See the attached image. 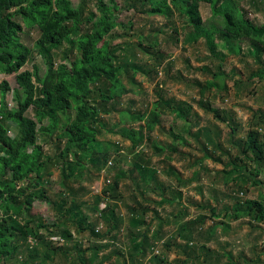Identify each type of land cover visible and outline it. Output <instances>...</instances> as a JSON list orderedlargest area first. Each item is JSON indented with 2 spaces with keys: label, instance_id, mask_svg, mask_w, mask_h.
I'll return each mask as SVG.
<instances>
[{
  "label": "rangeland",
  "instance_id": "1",
  "mask_svg": "<svg viewBox=\"0 0 264 264\" xmlns=\"http://www.w3.org/2000/svg\"><path fill=\"white\" fill-rule=\"evenodd\" d=\"M234 1L262 28L264 0ZM69 2L84 10L83 19L95 13L94 0ZM151 8L148 0H117L123 27L110 37L120 85L102 80L93 86L114 100L100 101L99 93L93 98L103 112L98 117L102 128L89 146L92 153L70 161L66 180L55 168L43 175L48 197L66 202L63 214L76 206L80 212L61 227L72 233L64 246L67 253L50 252L63 244L52 238L50 232L57 229L52 227L37 233L42 239L16 240L14 253L2 264H83L79 255L87 264H264V223L247 213L239 220L231 216L239 202L264 203V154L258 159L246 144L251 133H258L264 147V81L252 77L261 68L259 59L264 60L263 46L257 47L253 38L233 46L217 39L210 50L205 39L194 41L187 16L174 9L169 15H151ZM200 12L208 27L222 24L209 3L201 1ZM38 36L26 29L23 44L32 51ZM33 56L26 70L37 65L43 74L41 59ZM54 61H63V53L55 52ZM3 82L9 84L7 104L14 109L16 75L0 74V86ZM209 83L217 86L203 96ZM202 100L220 110L227 124L207 113ZM153 111L160 116L149 133L145 123L152 121L148 115ZM28 117L33 118L32 110ZM131 130L144 135L136 146L123 136ZM38 144L46 161L64 148L65 140H58L57 133L39 135ZM257 172L260 184L254 185L250 175ZM57 211L46 202L32 207L48 224L64 221ZM202 217L206 220L199 222ZM93 228L98 237L91 234ZM141 234L147 235L146 243ZM96 247L100 250L94 257Z\"/></svg>",
  "mask_w": 264,
  "mask_h": 264
},
{
  "label": "trees",
  "instance_id": "2",
  "mask_svg": "<svg viewBox=\"0 0 264 264\" xmlns=\"http://www.w3.org/2000/svg\"><path fill=\"white\" fill-rule=\"evenodd\" d=\"M148 1L152 6L149 11L151 15H169L174 9L187 16L194 28V41L205 39L210 50L214 51L217 47V39L233 46L242 39L250 38L255 39L256 46H263L264 50V38H260L264 36V25L258 28L246 18L234 0ZM201 1L209 3L214 16L222 18L221 25H205L200 12ZM94 7L95 13L83 19L84 10L81 7L72 8L69 0H0V74L16 75L19 86L15 92L17 107L14 109L7 104L9 84L3 82L0 86V264L14 253L16 240L19 242L20 238L26 240L31 236L42 239L37 233L41 229L49 231L52 227H57L55 231H49L53 234L52 238L57 237L55 239L63 244L50 248V252L67 253L64 246L72 238V233L69 228L61 227L71 220V214L77 216L80 212L76 206L63 214L66 202L53 201L48 197L43 189V175L55 168L66 180L71 174L70 161L78 160L79 155L92 153L89 146L102 128L98 117L103 112L100 105L94 104L93 98L99 93L100 101L107 103L114 100L112 95L97 92L94 87L102 80L112 86L120 85L115 49L110 37L117 27H123L115 11L117 0H94ZM89 25L90 29L87 28ZM26 29L36 30L39 34L32 51L22 41ZM33 52L44 65L43 74L37 65H33L31 71L26 70L34 58ZM55 52L63 53V61H54ZM259 64L261 68L252 77L264 81L262 58ZM216 86L209 83L207 88H203L202 95ZM201 104L216 120L227 124L220 110L206 105L203 100ZM30 110L33 111V118L28 117ZM159 116L160 113L156 111L150 112L148 118L152 121L145 123L147 132L154 130ZM260 120L264 121V113H261ZM6 124L17 131L15 136H12ZM233 131L237 132L236 129ZM56 133L58 140H65L64 148L54 158L44 161L38 136L51 138ZM123 136L134 146L144 140L143 133L132 130ZM175 139L179 140L177 137ZM246 144L247 150L254 152L258 159L263 157L264 147L258 133H251ZM77 164L83 167L79 162ZM247 169L243 168L245 172H248ZM250 176L254 185L260 184L256 181L258 172ZM35 202H46L56 208L57 216H64V221L59 225L56 222L45 223L32 213ZM245 213L255 221L264 223L263 202L254 199L239 202L231 216L239 220ZM212 214L220 216L214 208ZM205 220L202 217L199 222ZM133 225L139 226L140 222L134 219ZM94 230L91 234L98 237ZM80 231H85V228L80 227ZM140 236L146 243L147 235ZM143 242L139 254L143 253ZM94 249L96 257L100 247ZM33 253L36 256V252ZM78 260L87 264L80 255Z\"/></svg>",
  "mask_w": 264,
  "mask_h": 264
},
{
  "label": "crops",
  "instance_id": "3",
  "mask_svg": "<svg viewBox=\"0 0 264 264\" xmlns=\"http://www.w3.org/2000/svg\"><path fill=\"white\" fill-rule=\"evenodd\" d=\"M206 250L208 251V248Z\"/></svg>",
  "mask_w": 264,
  "mask_h": 264
}]
</instances>
